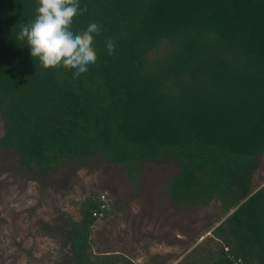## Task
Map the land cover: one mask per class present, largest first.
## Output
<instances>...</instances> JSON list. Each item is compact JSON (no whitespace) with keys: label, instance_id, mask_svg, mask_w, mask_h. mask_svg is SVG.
<instances>
[{"label":"trees","instance_id":"16d2710c","mask_svg":"<svg viewBox=\"0 0 264 264\" xmlns=\"http://www.w3.org/2000/svg\"><path fill=\"white\" fill-rule=\"evenodd\" d=\"M79 4L87 12L74 18L73 32L91 23L101 32L93 34L96 64L74 78L75 70L44 69L18 39L38 0H0V148L26 172L103 160L122 165L130 181L143 162L172 161L170 200L184 208L217 201L225 217L212 230L210 263L264 264L256 176L264 158V0ZM103 204L91 194L69 223L68 264H103L89 254Z\"/></svg>","mask_w":264,"mask_h":264},{"label":"rangeland","instance_id":"374dc122","mask_svg":"<svg viewBox=\"0 0 264 264\" xmlns=\"http://www.w3.org/2000/svg\"><path fill=\"white\" fill-rule=\"evenodd\" d=\"M92 162L26 172L11 152L0 148V264L71 262L66 231L70 222L80 220V205L93 193L106 205V217L89 236L93 259L103 264H127L126 259L132 264H211L218 245L212 230L225 217L217 201L184 208L170 200L168 185L177 172L172 161L143 162L133 181L122 165ZM256 176L264 186V158ZM163 245L168 246L166 258H154L153 251L163 253Z\"/></svg>","mask_w":264,"mask_h":264},{"label":"clouds","instance_id":"9594fccd","mask_svg":"<svg viewBox=\"0 0 264 264\" xmlns=\"http://www.w3.org/2000/svg\"><path fill=\"white\" fill-rule=\"evenodd\" d=\"M87 12L80 8L79 0H38L35 19L21 26L18 39L27 42L31 56L38 59L44 69L64 68L74 71V78L89 70L97 62L93 47L94 35L101 27L91 23L87 29L74 33L72 24L79 14ZM109 55L114 54L115 42L106 41Z\"/></svg>","mask_w":264,"mask_h":264},{"label":"crops","instance_id":"0c3cea01","mask_svg":"<svg viewBox=\"0 0 264 264\" xmlns=\"http://www.w3.org/2000/svg\"><path fill=\"white\" fill-rule=\"evenodd\" d=\"M157 247H158V246H157ZM166 248H168V246H167V245H163V246H162V252H163V253H158V254H156L157 251H153L152 256H154V258H157V257H158L160 260H161V259H164V258H161V257H164V256H165V252H166L165 249H166ZM153 250H158V249H154V248H153ZM160 254H161V255H160ZM115 256H117V254H116ZM165 258H166V256H165Z\"/></svg>","mask_w":264,"mask_h":264},{"label":"built area","instance_id":"2783aa9c","mask_svg":"<svg viewBox=\"0 0 264 264\" xmlns=\"http://www.w3.org/2000/svg\"><path fill=\"white\" fill-rule=\"evenodd\" d=\"M102 210H106V205H105V203L103 204V205H101V207H100ZM95 216H99V217H101L102 216V213H98V214H96ZM225 251H227V249L225 248ZM231 258L232 259H234V257L233 256H231ZM235 261V263L234 264H238V263H240V260L239 259H237V260H234Z\"/></svg>","mask_w":264,"mask_h":264}]
</instances>
